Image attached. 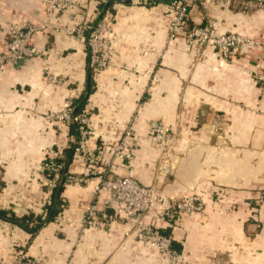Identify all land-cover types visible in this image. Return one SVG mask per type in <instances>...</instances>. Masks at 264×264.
Wrapping results in <instances>:
<instances>
[{
  "label": "crops",
  "instance_id": "obj_1",
  "mask_svg": "<svg viewBox=\"0 0 264 264\" xmlns=\"http://www.w3.org/2000/svg\"><path fill=\"white\" fill-rule=\"evenodd\" d=\"M168 1L85 0L87 8L55 15L49 29L33 35L38 55L0 67V211L18 219L45 212L52 193L41 165L65 155L75 138L73 125L55 115L85 96L91 148L115 143L130 124L139 140L134 167L129 171L113 160L115 175L203 201L202 216L183 214L176 225L157 222L189 264H264V207L252 204L264 191V87L251 75L256 53L235 52L225 60L188 37L168 41ZM95 11L112 28L115 54L107 69L91 73L89 91L85 43L68 29L82 17L91 20ZM259 13L200 2L189 23H214L219 33L250 37L264 32ZM44 15L43 0H0V49L13 24H38ZM153 122L175 136L165 161L148 138ZM101 155L102 163L111 161L109 153ZM253 160L260 165L252 168ZM67 170L81 175L77 156L72 154ZM95 185L63 186L61 220L43 222L36 232L0 218V264H14L19 249L37 264H166L139 240L135 220L83 226Z\"/></svg>",
  "mask_w": 264,
  "mask_h": 264
},
{
  "label": "built area",
  "instance_id": "obj_2",
  "mask_svg": "<svg viewBox=\"0 0 264 264\" xmlns=\"http://www.w3.org/2000/svg\"><path fill=\"white\" fill-rule=\"evenodd\" d=\"M223 1L235 5L240 11L253 10L264 15V0H171L170 22L167 27V40L188 37L196 46L203 48L212 46L221 57L227 60L235 52L256 53L251 75L253 80L264 87V32L256 36H244L236 33H219L214 23L205 26L190 27V15L197 3ZM85 0H43L44 18L38 24L28 21L23 25L13 24L9 30L8 41L0 49V67L8 64L17 65L39 54L32 45V37L38 32H45L55 15L78 13L87 8ZM77 17L76 15H72ZM95 11L91 20L82 17V21L68 33L82 39L88 53V69L98 73L107 69L115 54L113 49L112 28L103 19H99ZM55 119L66 125H73V155L82 162L83 171L80 176L70 174L66 170L64 154L46 158L41 165L45 173L48 190L52 193L62 180V185L75 183L87 184L95 181L93 201L87 206L82 224L92 229H102L117 219L135 220L139 240L150 245L166 264H189L185 255L178 253L173 247L171 237L164 235L157 227L158 221L171 222L176 225L181 214L202 216L205 213L203 201L197 195L182 194L178 197L165 195L153 186L139 183L131 175L119 176L113 171V160L131 171L134 167L135 151L139 148V140L134 134L131 124L122 132L115 143L103 144L100 148H91L92 137L90 116L87 110L76 114L75 103H65ZM148 138L152 147L160 155L162 161L168 158L175 143L172 130L162 123H150ZM102 153H109L111 161L101 162ZM104 162V160H103ZM102 205V209L99 207ZM264 206V196L257 203ZM107 210L109 213H102ZM28 216V215H27ZM46 213H41L44 218ZM62 214L54 219L61 220ZM37 222L29 223V227ZM14 264H37L36 260L19 249L14 255Z\"/></svg>",
  "mask_w": 264,
  "mask_h": 264
},
{
  "label": "trees",
  "instance_id": "obj_3",
  "mask_svg": "<svg viewBox=\"0 0 264 264\" xmlns=\"http://www.w3.org/2000/svg\"><path fill=\"white\" fill-rule=\"evenodd\" d=\"M89 75H90V81H89V91L91 90V86H92V79H91V71L88 69ZM86 97L82 96L79 100H77L75 102L76 105V114L82 112V110H84L85 105H86ZM72 130H73V134L75 135V128L72 126ZM73 154V148L70 147L65 151V155H66V159H65V166H66V170H67V165L68 162L70 160V158L72 157ZM62 187L63 185H61L60 188H58V186L56 187V189H54V191L51 194V198L49 200V203L47 205H45V213L46 216L42 219L41 217H33L32 215H28L25 217H22L20 219L15 218L14 216L8 215L6 211H0V218L3 220H9L12 221L14 223H16L17 225H19L20 227L29 230L30 232H36V230L39 228V226L43 223V222H48L54 219V217L60 212L61 210V206H60V201H59V196H60V192L62 191ZM36 221L37 224L34 227L29 228V223Z\"/></svg>",
  "mask_w": 264,
  "mask_h": 264
},
{
  "label": "rangeland",
  "instance_id": "obj_4",
  "mask_svg": "<svg viewBox=\"0 0 264 264\" xmlns=\"http://www.w3.org/2000/svg\"><path fill=\"white\" fill-rule=\"evenodd\" d=\"M171 0H169L168 2H170ZM169 6V9H170V5H168ZM58 114H59V112H58ZM56 116V115H55ZM56 120V119H55ZM64 162H65V155H64ZM260 162H261V160H253L252 161V168H254V167H256V166H259L260 165ZM257 194H255L254 196H253V199H252V204H254V206L256 207L257 206V208H261V207H264V206H259L258 204H256L257 203V201L259 200V197L262 195V196H264V191L263 192H256ZM187 195H190V194H187ZM192 195V194H191ZM193 195H196V194H193ZM199 197V196H198ZM213 198H215V197H213ZM205 209V208H204ZM253 209H255V208H253ZM58 214H60V212L58 213ZM57 214V215H58ZM56 215V216H57ZM181 215H183V214H181ZM55 216V217H56ZM54 217V218H55ZM55 220V219H54Z\"/></svg>",
  "mask_w": 264,
  "mask_h": 264
},
{
  "label": "water",
  "instance_id": "obj_5",
  "mask_svg": "<svg viewBox=\"0 0 264 264\" xmlns=\"http://www.w3.org/2000/svg\"><path fill=\"white\" fill-rule=\"evenodd\" d=\"M258 13H259V12H258ZM259 14H263V13L260 12ZM61 185H62V180L60 181V183H59V185H58V188H60Z\"/></svg>",
  "mask_w": 264,
  "mask_h": 264
}]
</instances>
